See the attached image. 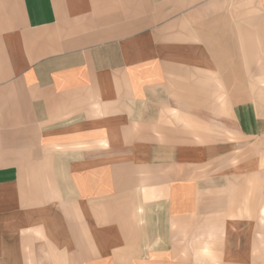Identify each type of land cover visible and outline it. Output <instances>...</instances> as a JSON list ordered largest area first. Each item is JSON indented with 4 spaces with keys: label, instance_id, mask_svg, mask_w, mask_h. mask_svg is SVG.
<instances>
[{
    "label": "crops",
    "instance_id": "obj_1",
    "mask_svg": "<svg viewBox=\"0 0 264 264\" xmlns=\"http://www.w3.org/2000/svg\"><path fill=\"white\" fill-rule=\"evenodd\" d=\"M62 1L0 0V264H264V206L222 199L204 167L235 142L160 127L166 102L242 95L211 89L240 80L243 3L264 0H154L118 22ZM228 113L264 137L263 108Z\"/></svg>",
    "mask_w": 264,
    "mask_h": 264
},
{
    "label": "rangeland",
    "instance_id": "obj_2",
    "mask_svg": "<svg viewBox=\"0 0 264 264\" xmlns=\"http://www.w3.org/2000/svg\"><path fill=\"white\" fill-rule=\"evenodd\" d=\"M62 3L67 7L73 5L82 8L89 15L114 16L118 22L137 13L148 14L153 10L154 0H63ZM239 24L242 32H238L237 25L235 52L241 61V72L236 74L240 80L217 83L211 93L228 94L238 92L233 90L237 88L241 89L242 95H211L208 98V113L195 108L186 115L176 114L168 107L165 99L166 105L162 108L163 123L160 127L170 129L179 140H191L194 143H209L218 139L235 142L236 150L233 154L204 166L210 171L209 184L214 190L227 186L226 192L220 193L222 199L225 197L227 201H232L255 197L260 207L261 204L264 206V137L251 141L240 139L233 132L228 110L238 102L256 104L264 109V7L243 3L242 20ZM206 98H203L204 104ZM250 186L256 188L250 189ZM250 190L255 192H248Z\"/></svg>",
    "mask_w": 264,
    "mask_h": 264
}]
</instances>
